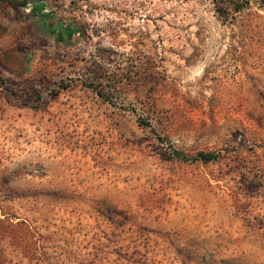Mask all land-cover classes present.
I'll list each match as a JSON object with an SVG mask.
<instances>
[{
    "label": "rangeland",
    "instance_id": "obj_1",
    "mask_svg": "<svg viewBox=\"0 0 264 264\" xmlns=\"http://www.w3.org/2000/svg\"><path fill=\"white\" fill-rule=\"evenodd\" d=\"M26 1L0 0V264H264V0Z\"/></svg>",
    "mask_w": 264,
    "mask_h": 264
},
{
    "label": "trees",
    "instance_id": "obj_2",
    "mask_svg": "<svg viewBox=\"0 0 264 264\" xmlns=\"http://www.w3.org/2000/svg\"><path fill=\"white\" fill-rule=\"evenodd\" d=\"M9 5L13 6H25L27 4L26 0H5ZM44 3L42 1H31L29 3V10L31 13H35L40 19L44 29L53 35L54 39L61 41L64 38L67 40L70 39L75 33L78 32V27L75 26L73 22H62L59 20H53L47 12L43 11ZM3 86V85H0ZM16 102V101H14ZM26 105L27 102L21 103ZM172 154L178 159H182V153L173 150ZM218 156L217 152H202L198 151L195 153L194 158H197L201 161L214 160Z\"/></svg>",
    "mask_w": 264,
    "mask_h": 264
}]
</instances>
